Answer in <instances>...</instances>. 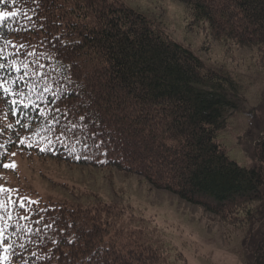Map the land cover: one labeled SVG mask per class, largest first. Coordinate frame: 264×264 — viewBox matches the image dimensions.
<instances>
[{
  "label": "trees",
  "instance_id": "obj_1",
  "mask_svg": "<svg viewBox=\"0 0 264 264\" xmlns=\"http://www.w3.org/2000/svg\"><path fill=\"white\" fill-rule=\"evenodd\" d=\"M180 1L191 25L251 49L264 67V0ZM0 11L26 14L0 23L2 162L18 150L142 176L254 233L248 256L264 264V139L250 168L217 141L227 109L236 108L229 73L207 67L120 0H17ZM101 142L99 150L84 147ZM0 236V264L162 260L135 230L15 189L0 190Z\"/></svg>",
  "mask_w": 264,
  "mask_h": 264
},
{
  "label": "rangeland",
  "instance_id": "obj_2",
  "mask_svg": "<svg viewBox=\"0 0 264 264\" xmlns=\"http://www.w3.org/2000/svg\"><path fill=\"white\" fill-rule=\"evenodd\" d=\"M120 1L164 29L207 67L231 75L238 84L229 91L236 108L227 109L217 141L233 161L254 166L256 146L264 139V67L253 51L215 41L203 27L191 25L180 0ZM3 189H15L33 201L90 209L112 228L135 230L141 241L160 250L161 264H252L248 251L254 233L220 222L139 175L123 176L112 168L70 165L14 150L0 160Z\"/></svg>",
  "mask_w": 264,
  "mask_h": 264
},
{
  "label": "snow or ice",
  "instance_id": "obj_3",
  "mask_svg": "<svg viewBox=\"0 0 264 264\" xmlns=\"http://www.w3.org/2000/svg\"><path fill=\"white\" fill-rule=\"evenodd\" d=\"M17 3V0H0V4H15ZM21 15H26L22 12H16V11H0V23H3L5 20L12 18V19H17L18 17H20ZM80 119H83V117H80ZM102 146V142L101 143H95L94 145H88V144H84V147L86 149L91 148V147H95L97 150H99ZM29 147H31V145H29ZM79 158V157H77ZM3 167L8 168V167H14V165H9V164H4ZM3 237L0 236V240H2ZM19 258V257H18ZM0 259H5L4 257H0Z\"/></svg>",
  "mask_w": 264,
  "mask_h": 264
}]
</instances>
